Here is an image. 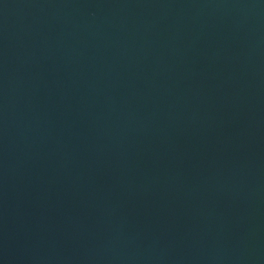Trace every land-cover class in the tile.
Here are the masks:
<instances>
[{"label":"water","instance_id":"water-1","mask_svg":"<svg viewBox=\"0 0 264 264\" xmlns=\"http://www.w3.org/2000/svg\"><path fill=\"white\" fill-rule=\"evenodd\" d=\"M0 264H264V0H0Z\"/></svg>","mask_w":264,"mask_h":264}]
</instances>
